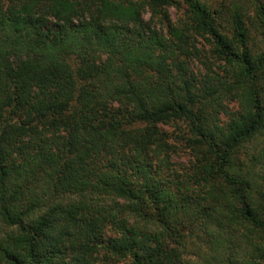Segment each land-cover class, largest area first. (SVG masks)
I'll return each mask as SVG.
<instances>
[{
  "label": "trees",
  "instance_id": "trees-1",
  "mask_svg": "<svg viewBox=\"0 0 264 264\" xmlns=\"http://www.w3.org/2000/svg\"><path fill=\"white\" fill-rule=\"evenodd\" d=\"M0 264H264V0H0Z\"/></svg>",
  "mask_w": 264,
  "mask_h": 264
},
{
  "label": "rangeland",
  "instance_id": "rangeland-1",
  "mask_svg": "<svg viewBox=\"0 0 264 264\" xmlns=\"http://www.w3.org/2000/svg\"><path fill=\"white\" fill-rule=\"evenodd\" d=\"M180 0H176V3H179ZM175 8V7H174ZM173 7L170 8V13L173 19H176V10ZM193 70L198 74L202 72V68L199 62H196L195 65H193ZM228 108L235 110V105H229ZM222 120H225V117H221ZM180 125H169V126H163V130L168 135L169 142L172 143L176 147V153L172 156V162L181 168H186L190 166L192 157L189 154V151L185 149L183 146V142H180L181 137V130ZM202 251H207L206 246L204 245L202 247Z\"/></svg>",
  "mask_w": 264,
  "mask_h": 264
}]
</instances>
